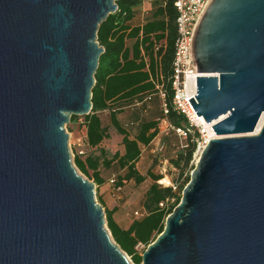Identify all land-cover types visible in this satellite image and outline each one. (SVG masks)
<instances>
[{"label": "water", "instance_id": "95a60500", "mask_svg": "<svg viewBox=\"0 0 264 264\" xmlns=\"http://www.w3.org/2000/svg\"><path fill=\"white\" fill-rule=\"evenodd\" d=\"M117 1L0 0V264H132L64 127L91 112ZM191 50L215 136L140 264H264V0H207Z\"/></svg>", "mask_w": 264, "mask_h": 264}, {"label": "trees", "instance_id": "16d2710c", "mask_svg": "<svg viewBox=\"0 0 264 264\" xmlns=\"http://www.w3.org/2000/svg\"><path fill=\"white\" fill-rule=\"evenodd\" d=\"M141 1L118 0L116 11L108 14L99 25L97 40L104 51L100 55L94 75L91 112L82 116L86 155H78L75 149L73 157L74 166L82 174L91 176L97 185L104 182L100 166L108 168L112 164H115L119 170L116 179L113 177L109 179L116 190H120L124 183L129 181L140 185L146 177L152 180L141 202L139 211L142 214L135 216L134 210L128 226L125 227L114 218L113 214L117 211V206L104 209L105 224L112 239L134 264L141 263V254L136 250V246L143 244L146 247L155 239L163 229L166 216L179 202L181 196L174 191L175 185L162 186L157 183L161 178L160 174L150 170L143 174L136 166L142 146H148L158 134V120L136 115L130 125H136L137 132L134 136H130L117 117L121 109L114 108V104L136 98L142 100L144 96L149 99L150 94L158 91L164 94L161 104L162 120H167L174 128H192L193 132L187 133L185 145L174 157L169 158L170 164L179 172V179L192 160L195 150V142L192 139L198 135L196 129L189 125L185 115L177 112L172 106L171 74L177 15L174 0H155L156 8L150 16L143 22L132 24L135 7L140 5ZM128 39H133L130 47L126 45ZM163 103L167 107L166 113ZM106 109L109 110L110 125L122 136L123 146L122 152H114L109 159L106 158L103 149H100L99 154L92 152L93 148H97L104 139L109 138V126L103 125L98 115L99 111ZM77 118L72 115L70 121H75ZM171 130L177 135L174 129ZM189 177L190 174L178 184L180 191Z\"/></svg>", "mask_w": 264, "mask_h": 264}, {"label": "rangeland", "instance_id": "374dc122", "mask_svg": "<svg viewBox=\"0 0 264 264\" xmlns=\"http://www.w3.org/2000/svg\"><path fill=\"white\" fill-rule=\"evenodd\" d=\"M156 8L155 0H142L140 5L135 7V17L132 24H137L145 21L147 17L150 16L152 11ZM133 39L126 40V45L131 46ZM150 97L136 98L131 101H118L114 104V108H120L121 112L118 113L117 117L121 124L126 128L130 136H134L137 132L136 125H130V122L134 120L136 115L138 117H143L146 119H156L158 120V134L150 142L148 146H142L141 156L136 164L138 170L146 174L149 170L155 174H160L161 178L157 181L158 184L162 186H172L175 185L174 191L177 195L181 196V191L179 190V183L181 180L190 174L191 167H194L196 156L192 155V160L187 169L179 179V172L175 169L169 162L170 157H174L175 154L185 145V139L180 138L174 133L171 128L167 127V123L162 120V95L161 92L150 94ZM75 121L67 122L64 127L68 133V145L71 153V159L73 162V157L75 153V147L79 139H84L85 128L83 126V117L77 116ZM99 117L103 125L107 124L109 126V138L104 139L97 148H93L95 154H99L100 149L105 150L106 158H110L112 154L116 151L122 152L123 146L121 144L122 136L116 132L114 127L110 125L109 110L99 111ZM197 131V129H196ZM193 133V132H192ZM100 173L104 178V184L94 186L95 198L96 200L106 209L104 204L99 198L101 188L106 186L105 192L108 193L109 200L108 205L117 206L116 218L120 224H128L132 219V213L134 210H139L141 208V202L144 193L148 186L151 184L152 180L146 177V180L140 185H135L133 181L124 183L120 190H116L112 183L109 182L110 178H117V172H119L117 166L112 164L108 168L100 166ZM78 173L83 175L85 178L94 182L92 177L89 175L82 174L77 168ZM177 180V183H176ZM106 227V224H105ZM107 228V227H106ZM145 246L143 244H138L136 250L140 253L143 252ZM127 256V255H126ZM130 263L134 264L130 257L127 256Z\"/></svg>", "mask_w": 264, "mask_h": 264}, {"label": "built area", "instance_id": "2783aa9c", "mask_svg": "<svg viewBox=\"0 0 264 264\" xmlns=\"http://www.w3.org/2000/svg\"><path fill=\"white\" fill-rule=\"evenodd\" d=\"M206 2L207 0H174L173 2L177 15L175 19L176 43L171 74V86L173 89L172 106L177 112L185 115L191 127L197 129L198 135L192 139L195 142L194 156L200 154L201 150L211 138L209 132L212 131V123L209 126H205V124L199 120L188 100L190 97L193 98L196 93L195 76H198L192 59V34L198 16ZM161 95L163 96L164 94L162 93ZM163 108L166 113L167 107L164 103ZM163 121L167 123L165 119H163ZM167 127L174 129L177 135L182 139L187 137V133H192V128H174L169 123H167ZM75 149L78 155H86L84 139L78 140ZM110 181L112 182L113 180ZM160 205H162V203H160ZM141 214L142 212L139 210L134 211L135 216Z\"/></svg>", "mask_w": 264, "mask_h": 264}, {"label": "crops", "instance_id": "0c3cea01", "mask_svg": "<svg viewBox=\"0 0 264 264\" xmlns=\"http://www.w3.org/2000/svg\"><path fill=\"white\" fill-rule=\"evenodd\" d=\"M98 115H99V112H98ZM105 125H107V124H105ZM102 184H104V182ZM106 189H107L106 186H104V187L101 188V192L99 194V198L101 199V202L104 204L105 208L111 209L114 206L108 205L109 196H108V193L105 192ZM115 215H116V212L113 214V216L118 221V219L116 218ZM129 223H130V221H129ZM128 224H125L124 226L126 227V226H128Z\"/></svg>", "mask_w": 264, "mask_h": 264}, {"label": "bare ground", "instance_id": "6f19581e", "mask_svg": "<svg viewBox=\"0 0 264 264\" xmlns=\"http://www.w3.org/2000/svg\"><path fill=\"white\" fill-rule=\"evenodd\" d=\"M197 116H198L199 120L205 124V126H209V125L211 124V123H207V122H205V120L203 119L202 116H199V115H197ZM223 117H224V115H221V116H220V118H223ZM209 136H211V137L215 136L213 130L209 132ZM197 157H198V155H196V159H197Z\"/></svg>", "mask_w": 264, "mask_h": 264}]
</instances>
